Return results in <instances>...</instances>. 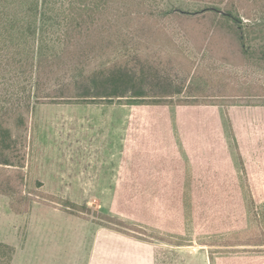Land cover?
Returning a JSON list of instances; mask_svg holds the SVG:
<instances>
[{
    "label": "rangeland",
    "instance_id": "obj_1",
    "mask_svg": "<svg viewBox=\"0 0 264 264\" xmlns=\"http://www.w3.org/2000/svg\"><path fill=\"white\" fill-rule=\"evenodd\" d=\"M145 1L147 20L137 0L115 1L112 42L87 67L115 60L149 96L182 92L164 104L35 107L15 185L31 210L15 213L0 194V240L27 245L16 264H264V244L212 243L264 234V105H247L264 91V0L238 9L242 28L202 12L204 0ZM189 172L217 185L168 182Z\"/></svg>",
    "mask_w": 264,
    "mask_h": 264
},
{
    "label": "trees",
    "instance_id": "obj_2",
    "mask_svg": "<svg viewBox=\"0 0 264 264\" xmlns=\"http://www.w3.org/2000/svg\"><path fill=\"white\" fill-rule=\"evenodd\" d=\"M115 1L0 0V194L10 197L11 209L17 214L28 213L35 200L24 195L23 187L19 191L15 185L26 179L21 169L29 145L31 115L38 104L110 103L115 98L132 104H164L182 92L183 88H178L169 91L170 96H149L146 93L149 84L134 81L127 65L117 68L115 60L87 67L112 42L111 31L117 26L112 18L118 9ZM204 1L209 4L202 12L222 13L224 22L231 20L240 28L243 20L238 9L251 4V0H235L238 5L235 11L223 13L217 4L226 0ZM137 2L144 20L156 14L145 0ZM123 7L126 10L120 9L119 18L128 14L129 8ZM241 38L244 45V34ZM122 45L125 49V44ZM247 97L256 99L247 105H264V91ZM134 200L135 194H131L128 200L131 210ZM110 228L119 230L117 226ZM212 243L263 245L264 234L257 230H235L225 242ZM15 254L14 245L0 240V264H12Z\"/></svg>",
    "mask_w": 264,
    "mask_h": 264
},
{
    "label": "crops",
    "instance_id": "obj_3",
    "mask_svg": "<svg viewBox=\"0 0 264 264\" xmlns=\"http://www.w3.org/2000/svg\"><path fill=\"white\" fill-rule=\"evenodd\" d=\"M192 165L193 164H190V167ZM33 168L35 170V166ZM168 182L171 183L172 186L173 185H175V186H179V185H181V186H190V185H192V186H195L196 187V186H200V185L201 186H204L205 185V186H208V187H210V186L213 187V186H216L217 185V182L216 181L213 182L212 180H204L203 178L199 177V174L198 173H194V172H192V173L189 172L188 176L186 178H184V180H178V178H177V180H174V181L173 180H170ZM127 185H131L130 182H129V184H127V183L124 184V186H127ZM212 190H213V188H212ZM121 191H130V190H125L124 188H122ZM160 191L162 192V190H159V191H157V193H160L161 194ZM209 191H211V190H209ZM174 192H184V191L175 189ZM0 197H3V196L0 195ZM4 199H6V198H4ZM6 201H8V200L6 199ZM26 248H27V245H26ZM26 248L25 249H22L20 251L19 250H16V254H15V257H14V260H13V263L12 264H16L18 262L19 253L21 251H23V252L28 251V250H26Z\"/></svg>",
    "mask_w": 264,
    "mask_h": 264
}]
</instances>
